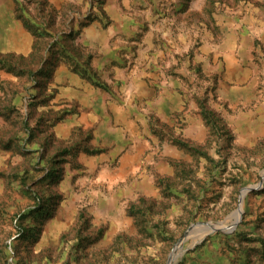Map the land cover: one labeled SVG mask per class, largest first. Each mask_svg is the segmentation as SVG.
Returning <instances> with one entry per match:
<instances>
[{"label":"rangeland","instance_id":"obj_1","mask_svg":"<svg viewBox=\"0 0 264 264\" xmlns=\"http://www.w3.org/2000/svg\"><path fill=\"white\" fill-rule=\"evenodd\" d=\"M12 2L32 45L6 48L0 0V264H169L184 238L175 264H264V0ZM94 23L124 25L109 64Z\"/></svg>","mask_w":264,"mask_h":264},{"label":"crops","instance_id":"obj_2","mask_svg":"<svg viewBox=\"0 0 264 264\" xmlns=\"http://www.w3.org/2000/svg\"><path fill=\"white\" fill-rule=\"evenodd\" d=\"M6 2L9 7V19L7 22V31L3 38V43L6 44V48L9 50H14L20 54H25L26 51H30L32 45V34L23 25L22 21L15 19L14 17V3L12 0H3ZM113 25L112 28H114ZM100 25L97 23L90 24L84 28L85 35L82 36L83 43L87 45H92L94 51L98 54H102V59H106V63H110L115 54L120 50V45L118 42H115L116 35H123V27H116V29H109L107 32H102L103 30L99 29ZM115 36V37H114ZM5 46V45H4ZM58 73L64 75L67 79V82H70V85L64 89L67 95H74L77 98L83 96L88 97L86 93H89V101H85L80 105L82 107V118L84 120L90 119L91 121H98L99 117H102L103 113L107 114V108L109 107V102H106L108 97L105 94L100 96L98 90L93 89L92 86L87 85V82L80 80L79 77L68 70V68H58ZM72 86V87H71ZM74 88V89H73Z\"/></svg>","mask_w":264,"mask_h":264},{"label":"bare ground","instance_id":"obj_3","mask_svg":"<svg viewBox=\"0 0 264 264\" xmlns=\"http://www.w3.org/2000/svg\"><path fill=\"white\" fill-rule=\"evenodd\" d=\"M237 216H239V213H237ZM222 227H223L222 224L217 223V222H212V223L207 224V225H205V224H198L197 226H194L192 229L202 228L204 234L205 235H208L210 233H213V232L217 231L218 229H222ZM184 240H185V238L182 239V241L179 243V245L175 248L174 252L172 253V255L170 257L169 264H175L176 261L178 260L177 258H179L181 256V245L184 242Z\"/></svg>","mask_w":264,"mask_h":264},{"label":"water","instance_id":"obj_4","mask_svg":"<svg viewBox=\"0 0 264 264\" xmlns=\"http://www.w3.org/2000/svg\"><path fill=\"white\" fill-rule=\"evenodd\" d=\"M263 177H264V171L262 172V178H263ZM251 189H252L251 187H248V188L243 189L242 192H241V198H242L247 192H249ZM210 223H211V222H207V223H197V224L192 225V228H193L194 226H197L198 224H205V225H207V224H210Z\"/></svg>","mask_w":264,"mask_h":264}]
</instances>
